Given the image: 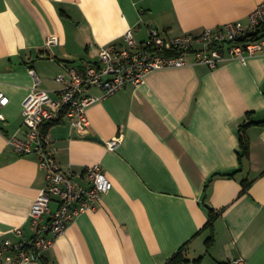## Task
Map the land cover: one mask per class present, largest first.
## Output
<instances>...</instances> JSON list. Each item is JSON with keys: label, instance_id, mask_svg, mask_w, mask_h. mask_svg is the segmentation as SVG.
Here are the masks:
<instances>
[{"label": "crops", "instance_id": "obj_1", "mask_svg": "<svg viewBox=\"0 0 264 264\" xmlns=\"http://www.w3.org/2000/svg\"><path fill=\"white\" fill-rule=\"evenodd\" d=\"M263 1L0 0V87L10 98L0 122V243L19 240L18 228L32 237L30 212L46 184L38 156L7 141L25 136L31 68L57 97L55 78L66 66L95 62L100 45L123 41L129 28L140 40L149 27L200 33L247 23ZM54 36L58 43L48 47ZM88 116L84 135L66 122L47 128L57 159L77 172L101 165L114 187L42 259L21 264H171L179 253L181 264L237 257L264 264V54L213 69L155 70L93 104ZM248 123L250 152L240 158ZM115 138L120 143L110 150Z\"/></svg>", "mask_w": 264, "mask_h": 264}, {"label": "built area", "instance_id": "obj_2", "mask_svg": "<svg viewBox=\"0 0 264 264\" xmlns=\"http://www.w3.org/2000/svg\"><path fill=\"white\" fill-rule=\"evenodd\" d=\"M58 43L50 37L47 46ZM264 54V1L249 15L247 23L232 21L200 33L172 35L164 29L149 27L144 39L136 37L129 28L123 41L100 45L98 59L83 66L68 65L55 78L62 85L58 96L42 86L34 69V83L23 103L22 123L25 136L14 134L8 144L19 154H36L44 170L46 184L40 189L30 212L33 235L27 238L16 229L19 240L5 239L0 243V264H21L38 261L51 249L58 237L65 234L69 224L78 216L97 209L103 197L114 185L101 165L85 167L77 172L63 169L59 163L47 128L66 122L79 135L89 132L88 109L98 101L116 94L128 85L139 86L153 71L186 65H205L216 68L237 59L246 60ZM193 57V58H191ZM99 88L102 95H94ZM9 96L0 87V122L6 120L5 107ZM120 139L107 141L110 150ZM57 203L55 210L51 204ZM224 264H249L237 257Z\"/></svg>", "mask_w": 264, "mask_h": 264}, {"label": "trees", "instance_id": "obj_3", "mask_svg": "<svg viewBox=\"0 0 264 264\" xmlns=\"http://www.w3.org/2000/svg\"><path fill=\"white\" fill-rule=\"evenodd\" d=\"M253 123H248L244 126L241 127L240 130V144H241V148H242V153H240V158H243L245 156L249 155L250 152V141H249V137L247 135L246 132V128L247 126L251 125ZM248 184H246L247 186ZM214 215L213 213L210 214V222L209 224L211 225L212 220L214 219ZM185 258L181 256V254L179 253L174 259H172L171 264H181L183 262H185Z\"/></svg>", "mask_w": 264, "mask_h": 264}]
</instances>
